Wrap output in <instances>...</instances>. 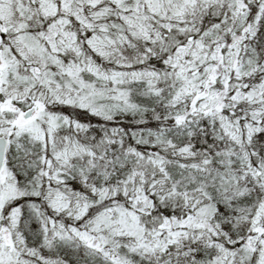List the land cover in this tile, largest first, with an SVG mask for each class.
I'll list each match as a JSON object with an SVG mask.
<instances>
[{
  "label": "snow or ice",
  "instance_id": "obj_1",
  "mask_svg": "<svg viewBox=\"0 0 264 264\" xmlns=\"http://www.w3.org/2000/svg\"><path fill=\"white\" fill-rule=\"evenodd\" d=\"M0 264H264V0H0Z\"/></svg>",
  "mask_w": 264,
  "mask_h": 264
}]
</instances>
